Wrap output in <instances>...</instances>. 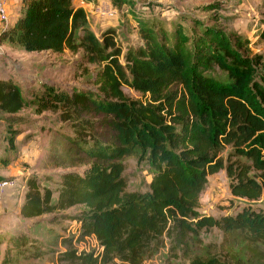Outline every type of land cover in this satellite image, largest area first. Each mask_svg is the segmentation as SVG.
<instances>
[{"label":"trees","instance_id":"1","mask_svg":"<svg viewBox=\"0 0 264 264\" xmlns=\"http://www.w3.org/2000/svg\"><path fill=\"white\" fill-rule=\"evenodd\" d=\"M126 3L114 0L115 6ZM87 23L73 0H25L22 17L0 31V46L26 53L81 51L83 65L95 67L94 91L56 95L47 86L40 94L72 128L71 143L84 155L85 169L60 175L54 202L55 194L43 186L46 178H28L22 218L33 224L82 208L70 218L75 236L62 237V264H143L152 247L165 245L170 260L187 264H264V207L219 219L199 213L208 178L220 171L233 198L264 205L263 58L241 53L214 28L194 39L178 28L167 36L138 18L142 44L123 51L116 30L107 28L97 39ZM215 67L226 74V84L207 76ZM124 89L141 99L126 97ZM26 108L21 86L0 78V121L14 120ZM136 152L152 171L145 193L127 192L122 176V159ZM212 229L222 234L228 257L192 255V244L200 246V234ZM9 243L20 250L30 242L14 231ZM84 243L91 245L78 248Z\"/></svg>","mask_w":264,"mask_h":264},{"label":"rangeland","instance_id":"2","mask_svg":"<svg viewBox=\"0 0 264 264\" xmlns=\"http://www.w3.org/2000/svg\"><path fill=\"white\" fill-rule=\"evenodd\" d=\"M24 1L21 6L20 0H13V10L19 13L24 8ZM127 1L120 7L114 5V0H73V5L84 3L87 27L97 39L113 26L117 31L116 40L123 51L142 44L137 27L130 23L138 18L149 20L158 33L162 31L167 36H172L178 28L184 35L194 39L202 34L204 28H214L241 46V53L250 57L261 56L264 60V40L260 38L264 0H170L172 3L168 0ZM107 11L114 13L113 17H109ZM81 57V51L76 54L69 51L61 54L26 53L17 46H0V78L19 84L27 102V108L18 113L14 120L0 122V183L10 185L20 179L24 184L31 176L46 178L43 186L55 194L54 202L59 191L60 175L63 172L81 173L85 169L84 155L71 143L76 138L72 128L61 120L60 112L52 109V99L40 97L47 86L54 88L56 95L69 94L73 89L94 91L95 67L83 65ZM207 76L221 84L228 82L226 74L216 67ZM123 92L130 99H141L139 94L131 90L124 89ZM97 127V133L107 139L109 134L104 126ZM138 157L136 152L121 161L124 166L122 176L129 193L147 192L152 179V171ZM228 186L229 180L224 171L210 176L200 196L199 213L219 219L233 216L247 206L264 207L261 203L249 204L233 198ZM81 210V207H74L44 216L33 224L26 220L16 222L19 216L12 217L6 223L0 222L3 227L0 230V263L62 264L57 259L58 253L66 249L62 237L75 236L77 224L70 218ZM14 231L25 233L30 242L26 248L15 250L9 243L8 238ZM199 238L201 245L192 244V255L205 257L212 252L223 258L228 257L224 254L230 248L220 247L223 236L216 229L201 233ZM90 245L84 243L78 248ZM143 264L187 262L183 259L170 260L165 245L152 247L145 254Z\"/></svg>","mask_w":264,"mask_h":264},{"label":"crops","instance_id":"3","mask_svg":"<svg viewBox=\"0 0 264 264\" xmlns=\"http://www.w3.org/2000/svg\"><path fill=\"white\" fill-rule=\"evenodd\" d=\"M8 1L6 0L7 15H9L8 16L7 26L12 24V23H14V22H16L20 17H22V14H23V8L20 9L19 13H17V12H15V10H13V7H12L13 0H8ZM20 1H21V6H22V1L23 0H20ZM169 1L170 0H168V2ZM172 1H175V0H172ZM172 1L169 2V3H172ZM75 4H76L75 5L76 8H82L85 11V7L86 6L84 5L83 2L78 4V5H77V3H75ZM9 17H10V20H9ZM87 21H88V19H87ZM130 23L131 24L133 23L135 25L134 21L130 22ZM6 27L3 26L0 23V31H2ZM110 28L115 30L113 28V26H110ZM2 79L3 80H7V79H4V78H2ZM5 121H7V120H5ZM0 122H2V121H0ZM16 183H18V184H16ZM16 183L15 184H10V185L7 184L4 187L0 186V222L6 223L12 217H17V216H19V218L15 219L16 222L17 221L22 222V221L25 220L21 216V208H22L21 205H22V202H23L24 184L25 183L23 184L20 179L17 180ZM1 227L2 226H1V223H0V230L2 231L3 227L2 228ZM19 229H22V228L20 227ZM8 240H9V238H8Z\"/></svg>","mask_w":264,"mask_h":264},{"label":"built area","instance_id":"4","mask_svg":"<svg viewBox=\"0 0 264 264\" xmlns=\"http://www.w3.org/2000/svg\"><path fill=\"white\" fill-rule=\"evenodd\" d=\"M101 12V10H98V12ZM106 13V12H105ZM109 17H113L114 13L107 11ZM8 22V15H7V5H6V0H0V23L3 26H7ZM1 187L6 186V183H0Z\"/></svg>","mask_w":264,"mask_h":264}]
</instances>
